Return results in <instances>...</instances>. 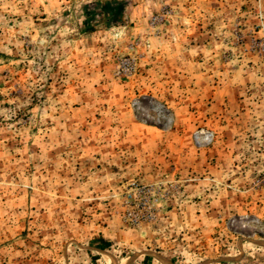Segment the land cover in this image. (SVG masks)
I'll use <instances>...</instances> for the list:
<instances>
[{"label": "rangeland", "instance_id": "374dc122", "mask_svg": "<svg viewBox=\"0 0 264 264\" xmlns=\"http://www.w3.org/2000/svg\"><path fill=\"white\" fill-rule=\"evenodd\" d=\"M0 264H264V0H0Z\"/></svg>", "mask_w": 264, "mask_h": 264}]
</instances>
